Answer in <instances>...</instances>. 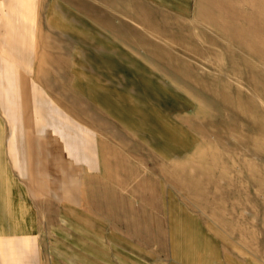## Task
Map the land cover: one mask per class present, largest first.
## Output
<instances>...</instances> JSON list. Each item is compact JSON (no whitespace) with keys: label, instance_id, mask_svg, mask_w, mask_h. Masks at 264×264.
<instances>
[{"label":"rangeland","instance_id":"1","mask_svg":"<svg viewBox=\"0 0 264 264\" xmlns=\"http://www.w3.org/2000/svg\"><path fill=\"white\" fill-rule=\"evenodd\" d=\"M22 65L153 260L264 264V0H0V69Z\"/></svg>","mask_w":264,"mask_h":264},{"label":"crops","instance_id":"2","mask_svg":"<svg viewBox=\"0 0 264 264\" xmlns=\"http://www.w3.org/2000/svg\"><path fill=\"white\" fill-rule=\"evenodd\" d=\"M13 67L0 69V264H160L156 237L143 248L120 199L95 198L83 181L101 169L91 130L30 69Z\"/></svg>","mask_w":264,"mask_h":264}]
</instances>
